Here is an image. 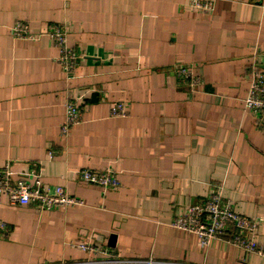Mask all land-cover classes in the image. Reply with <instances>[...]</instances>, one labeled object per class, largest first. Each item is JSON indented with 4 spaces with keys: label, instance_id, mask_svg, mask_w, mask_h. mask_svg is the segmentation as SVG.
<instances>
[{
    "label": "crops",
    "instance_id": "1",
    "mask_svg": "<svg viewBox=\"0 0 264 264\" xmlns=\"http://www.w3.org/2000/svg\"><path fill=\"white\" fill-rule=\"evenodd\" d=\"M188 0H0V168L37 173L83 206L38 213L0 197V264H85L69 246L92 239L120 264H264L224 240L202 250L172 227L184 208L221 188L236 213L261 222L264 252V129L244 110L248 74L264 73V0H215L197 15ZM68 28L80 57L72 77L45 36ZM194 65L191 93L173 67ZM83 95L81 123L60 138L67 100ZM124 117H111L115 103ZM84 169L117 173L103 191L77 179Z\"/></svg>",
    "mask_w": 264,
    "mask_h": 264
},
{
    "label": "built area",
    "instance_id": "2",
    "mask_svg": "<svg viewBox=\"0 0 264 264\" xmlns=\"http://www.w3.org/2000/svg\"><path fill=\"white\" fill-rule=\"evenodd\" d=\"M215 0H188L187 7L197 15L211 13ZM40 35L50 39L59 51L57 63L72 77L80 57L68 46V28L64 25L52 24L42 34L30 32L25 22H16L11 29V36L17 41L33 40ZM194 65L180 64L173 67V73L180 86L191 93L198 92L203 84L201 77L195 75ZM248 90L243 101L244 110L257 116L256 126L264 129V73L256 66L248 74ZM84 96L81 94L69 99L64 104V120L60 126V138L66 139L69 131L81 123V105ZM111 117H124L127 105L115 103L109 110ZM9 162L0 168V197L6 196L9 204L14 206H32L40 214L57 209H68L83 206V201L66 193L62 187H50L42 182L39 174L21 173L16 178L9 171ZM77 179L89 186L101 188L103 191L116 190L119 187L117 173L111 169L94 171L84 169L77 173ZM261 222L236 213L233 203L222 195L221 188L212 189L209 195L196 205L183 209L173 221L172 227L193 236L202 250H207L216 240H224L247 255L263 256V248L255 242L256 231ZM5 226L0 223V237H5ZM69 246L85 253V264H120L124 261L114 257L113 252L93 242L92 239H79ZM78 264V263H69Z\"/></svg>",
    "mask_w": 264,
    "mask_h": 264
}]
</instances>
